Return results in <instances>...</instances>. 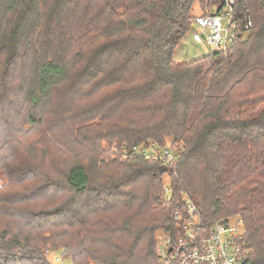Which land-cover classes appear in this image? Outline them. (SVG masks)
I'll list each match as a JSON object with an SVG mask.
<instances>
[{"label": "trees", "instance_id": "obj_1", "mask_svg": "<svg viewBox=\"0 0 264 264\" xmlns=\"http://www.w3.org/2000/svg\"><path fill=\"white\" fill-rule=\"evenodd\" d=\"M196 3L225 6L0 0V264H158L182 191L206 222L240 216L264 264V0H237L226 54L178 63ZM150 140L177 166L102 147Z\"/></svg>", "mask_w": 264, "mask_h": 264}, {"label": "built area", "instance_id": "obj_2", "mask_svg": "<svg viewBox=\"0 0 264 264\" xmlns=\"http://www.w3.org/2000/svg\"><path fill=\"white\" fill-rule=\"evenodd\" d=\"M236 4L237 0H225L221 13L215 11L212 15L194 16L191 20L194 44L209 46L211 52L208 55L226 54L240 37L235 18ZM251 27L252 23L248 22L245 31ZM113 153L124 160L137 156L148 161H161L168 168L176 167L179 159L174 147H161L155 142L132 149L116 147ZM180 195L181 200L170 214L174 227L161 230L157 235L158 264H246L253 250L246 241L242 218L206 222L190 196L185 191ZM163 198L166 202L173 199L168 187Z\"/></svg>", "mask_w": 264, "mask_h": 264}, {"label": "rangeland", "instance_id": "obj_3", "mask_svg": "<svg viewBox=\"0 0 264 264\" xmlns=\"http://www.w3.org/2000/svg\"><path fill=\"white\" fill-rule=\"evenodd\" d=\"M201 5L199 3H196L195 8H194V12H193V16H199L202 15L203 10L201 9ZM193 34H194V29H192V31H190L185 38L183 39L182 43L179 45V47L177 48L175 55H174V59L176 62L178 63H190L193 61H196L202 57H205L208 55L209 52H211V49L209 46H202V45H196L194 44L193 41ZM153 141H147L144 144H142V146L149 144ZM168 146L174 147L176 144H172L171 140H168L166 143ZM103 149H106L107 151H110L111 153H113V150L117 147L116 144H103ZM164 184L166 187H170V181L168 176H166L164 178ZM234 222V221H232ZM159 234V231L156 232V236ZM49 261L52 264H72V262L64 260L61 257V254L59 252H54L51 253L48 257ZM59 259L60 262H57L56 260Z\"/></svg>", "mask_w": 264, "mask_h": 264}]
</instances>
